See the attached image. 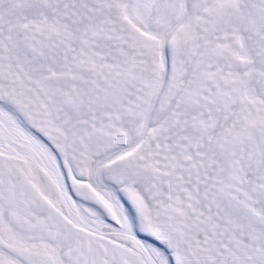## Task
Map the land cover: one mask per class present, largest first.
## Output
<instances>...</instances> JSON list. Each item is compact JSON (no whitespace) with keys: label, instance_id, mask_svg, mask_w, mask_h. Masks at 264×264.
<instances>
[{"label":"snow or ice","instance_id":"1","mask_svg":"<svg viewBox=\"0 0 264 264\" xmlns=\"http://www.w3.org/2000/svg\"><path fill=\"white\" fill-rule=\"evenodd\" d=\"M0 264H264V0H0Z\"/></svg>","mask_w":264,"mask_h":264}]
</instances>
